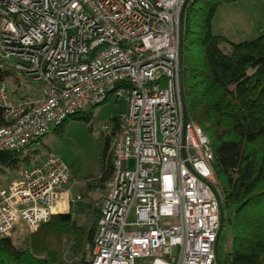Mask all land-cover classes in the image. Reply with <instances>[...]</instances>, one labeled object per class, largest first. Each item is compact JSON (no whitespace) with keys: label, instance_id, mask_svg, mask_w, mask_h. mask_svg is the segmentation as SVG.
<instances>
[{"label":"built area","instance_id":"obj_1","mask_svg":"<svg viewBox=\"0 0 264 264\" xmlns=\"http://www.w3.org/2000/svg\"><path fill=\"white\" fill-rule=\"evenodd\" d=\"M185 1L0 0V63L40 83L18 82L12 97L0 82V150L42 148L53 127L110 94L126 103L89 264H219L214 151L183 94ZM71 176L53 151L0 176V239L81 200Z\"/></svg>","mask_w":264,"mask_h":264},{"label":"trees","instance_id":"obj_2","mask_svg":"<svg viewBox=\"0 0 264 264\" xmlns=\"http://www.w3.org/2000/svg\"><path fill=\"white\" fill-rule=\"evenodd\" d=\"M235 1L239 0L187 4L183 94L187 114L208 135L214 151L215 189L223 213L218 263L264 264V35L233 42L212 29L219 7ZM13 76V70L0 63V82ZM113 121L112 133L102 134L100 173L85 179L82 199L71 203L68 211L52 214L38 229H27L20 242L12 235L0 239V264H89L87 246L93 245L114 168L110 143L118 115ZM4 123L0 107V126ZM41 149L0 150V175L38 162ZM224 231L230 245L222 258ZM66 248L71 262L62 257Z\"/></svg>","mask_w":264,"mask_h":264},{"label":"rangeland","instance_id":"obj_3","mask_svg":"<svg viewBox=\"0 0 264 264\" xmlns=\"http://www.w3.org/2000/svg\"><path fill=\"white\" fill-rule=\"evenodd\" d=\"M212 29L215 34L224 35L233 42L252 40L264 35V0H239L221 5L214 17ZM15 79L13 76L7 80L12 97L14 88L19 84ZM19 82L21 90H29L40 85L38 81L26 77H21ZM125 108L124 101L110 94L105 102L68 117L63 125L53 127L41 139L43 146L37 158L40 159L46 151L56 153L71 169L69 184L73 185L74 192L81 193L83 188H86L85 179L100 173L104 127L113 126L114 116ZM17 175L18 172L14 171L0 176L3 180L11 181ZM26 230L23 223L17 225L11 234L14 241H22ZM229 242L230 238L224 231L221 236L222 258L230 245ZM62 257L68 262L73 260L67 253V248ZM136 264L150 262L138 260Z\"/></svg>","mask_w":264,"mask_h":264},{"label":"water","instance_id":"obj_4","mask_svg":"<svg viewBox=\"0 0 264 264\" xmlns=\"http://www.w3.org/2000/svg\"><path fill=\"white\" fill-rule=\"evenodd\" d=\"M189 0H186L185 3H184V6H183V9H182V12H181V20L183 19V15H184V12H185V9H186V6L188 4ZM220 199V197H219ZM221 201V199H220ZM221 221H223V213H222V209H221ZM217 262H218V259H217Z\"/></svg>","mask_w":264,"mask_h":264},{"label":"crops","instance_id":"obj_5","mask_svg":"<svg viewBox=\"0 0 264 264\" xmlns=\"http://www.w3.org/2000/svg\"><path fill=\"white\" fill-rule=\"evenodd\" d=\"M17 94H18V93H16L14 96L17 97ZM15 97H14V98H15ZM72 190H73V192H74V187H73ZM74 193H75V192H74ZM102 201H103V199H102ZM102 201H101V203H102ZM69 208H70V207H69ZM68 210H69V209H68ZM68 210H67V211H68ZM65 212H66V211H65Z\"/></svg>","mask_w":264,"mask_h":264}]
</instances>
